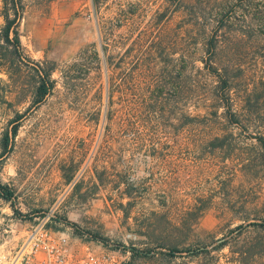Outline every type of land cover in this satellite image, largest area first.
Listing matches in <instances>:
<instances>
[{
	"label": "rangeland",
	"instance_id": "374dc122",
	"mask_svg": "<svg viewBox=\"0 0 264 264\" xmlns=\"http://www.w3.org/2000/svg\"><path fill=\"white\" fill-rule=\"evenodd\" d=\"M236 1L23 0V58L0 60L1 154L18 126L0 264L42 221L115 264H264V42L237 50ZM215 15L238 124L203 69Z\"/></svg>",
	"mask_w": 264,
	"mask_h": 264
},
{
	"label": "trees",
	"instance_id": "16d2710c",
	"mask_svg": "<svg viewBox=\"0 0 264 264\" xmlns=\"http://www.w3.org/2000/svg\"><path fill=\"white\" fill-rule=\"evenodd\" d=\"M101 0H94L97 4ZM25 6L23 0H0V60H5L6 56L12 58H23L22 57V45L20 40V25L24 16ZM219 14V13H218ZM194 17L198 21L201 17L200 14L194 13ZM213 27L208 29V34L205 35L203 40L204 47L206 48L207 58L202 59L204 64V70L209 73L210 76L217 78L216 86V97L215 104L218 107H224L227 109V113L235 118L236 123L240 122V118L245 116V113L236 110V115L233 113V107L231 105V99L228 90L231 88V79L228 74V70L219 67L217 61V49L222 42V35L220 32L229 27L228 19L220 15H215L213 18H209ZM255 38L259 43L260 40L264 42V0H237L236 1V48L242 50L246 45L243 44L247 39ZM264 45V44H263ZM263 48V47H259ZM264 50V49H263ZM264 57V54L261 55ZM194 66V70H195ZM194 83V87H195ZM52 89V83L50 75L45 73V76L41 77L40 84L36 91V104L42 102V100L50 93ZM196 92L194 91V96ZM247 111V110H246ZM217 116V112H215ZM207 115H213L208 112ZM18 134V126L14 127L11 132V137L8 135L4 138L3 153L9 152V142L14 139ZM262 149H264V138L258 139ZM0 153V159L2 155ZM13 193L8 190L7 187L0 183V198L5 200H11ZM259 226L264 227V221ZM242 228V227H239Z\"/></svg>",
	"mask_w": 264,
	"mask_h": 264
},
{
	"label": "built area",
	"instance_id": "2783aa9c",
	"mask_svg": "<svg viewBox=\"0 0 264 264\" xmlns=\"http://www.w3.org/2000/svg\"><path fill=\"white\" fill-rule=\"evenodd\" d=\"M46 224L42 221L28 231L9 264H115L111 255L90 249L79 253L73 249L69 234L56 233Z\"/></svg>",
	"mask_w": 264,
	"mask_h": 264
}]
</instances>
